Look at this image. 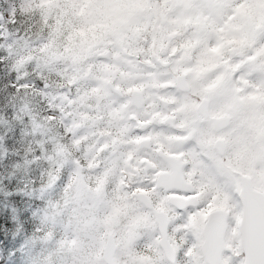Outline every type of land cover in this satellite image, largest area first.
<instances>
[{
	"label": "snow or ice",
	"instance_id": "6c2138e0",
	"mask_svg": "<svg viewBox=\"0 0 264 264\" xmlns=\"http://www.w3.org/2000/svg\"><path fill=\"white\" fill-rule=\"evenodd\" d=\"M0 264H264V0H0Z\"/></svg>",
	"mask_w": 264,
	"mask_h": 264
}]
</instances>
